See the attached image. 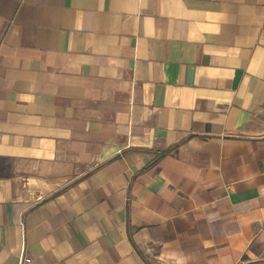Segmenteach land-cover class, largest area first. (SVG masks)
I'll return each instance as SVG.
<instances>
[{
    "label": "crops",
    "instance_id": "obj_1",
    "mask_svg": "<svg viewBox=\"0 0 264 264\" xmlns=\"http://www.w3.org/2000/svg\"><path fill=\"white\" fill-rule=\"evenodd\" d=\"M264 264V0H0V264Z\"/></svg>",
    "mask_w": 264,
    "mask_h": 264
},
{
    "label": "built area",
    "instance_id": "obj_2",
    "mask_svg": "<svg viewBox=\"0 0 264 264\" xmlns=\"http://www.w3.org/2000/svg\"><path fill=\"white\" fill-rule=\"evenodd\" d=\"M25 262H29L28 259H24L23 255L20 256V264H24Z\"/></svg>",
    "mask_w": 264,
    "mask_h": 264
}]
</instances>
